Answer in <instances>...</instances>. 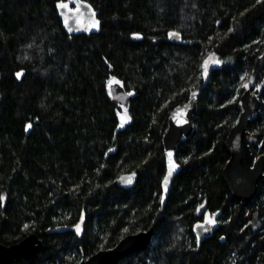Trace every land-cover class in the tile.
<instances>
[{
	"label": "trees",
	"instance_id": "trees-1",
	"mask_svg": "<svg viewBox=\"0 0 264 264\" xmlns=\"http://www.w3.org/2000/svg\"><path fill=\"white\" fill-rule=\"evenodd\" d=\"M58 1L0 0V240L44 242L12 264H78L151 226L148 248L118 264H264V179L244 202L222 177L242 76L261 99L249 130L264 134V0H88L101 20L90 34L67 33ZM110 74L136 90L117 134ZM196 88L194 131L162 204L168 116ZM129 171L134 185H118ZM204 201L217 228L198 242Z\"/></svg>",
	"mask_w": 264,
	"mask_h": 264
},
{
	"label": "water",
	"instance_id": "water-1",
	"mask_svg": "<svg viewBox=\"0 0 264 264\" xmlns=\"http://www.w3.org/2000/svg\"><path fill=\"white\" fill-rule=\"evenodd\" d=\"M61 4L67 7H60ZM58 14L67 33L90 34L101 29V20L98 10L88 0H60L57 2ZM98 26L96 25V22ZM175 33L176 35H172ZM168 38L174 43H186L182 33L177 29L168 30ZM132 39H141L139 32L132 33ZM109 99L115 107L118 123L115 134L126 129L133 121L131 103L136 95L135 89H127L124 79L115 74H110L105 83ZM195 93V96H193ZM201 89H193L185 103L175 106L169 116L166 131L163 135L164 157L166 172L161 181V202L165 203L174 177L180 170V163L176 159V150L179 142L187 138L194 131L193 117L198 107ZM238 106L240 114L236 123L230 129L225 146L229 153L222 177L230 193L244 201L249 202L254 198L258 190V183L264 179V134L249 130L251 121L256 117L261 107V99L258 92L251 87H246L239 97ZM121 117H124L121 126ZM260 142L262 152L254 156L252 145ZM171 153V157H169ZM172 168L171 176H168ZM168 177L165 186L164 179ZM137 172L129 171L121 173L116 182L118 185L128 188L136 182ZM206 209V201L202 203L201 211ZM209 221H212L211 223ZM217 228V220L211 215H205L193 225V232L198 242L211 236ZM154 227L130 233L122 237L114 246L100 249L89 257H83L78 264H118L130 254L145 250L153 238ZM44 247L43 240L36 233H29L21 240L9 245L0 240V264H12L18 259H31Z\"/></svg>",
	"mask_w": 264,
	"mask_h": 264
},
{
	"label": "rangeland",
	"instance_id": "rangeland-1",
	"mask_svg": "<svg viewBox=\"0 0 264 264\" xmlns=\"http://www.w3.org/2000/svg\"><path fill=\"white\" fill-rule=\"evenodd\" d=\"M205 61H207V69L209 67L210 64H214L216 63V60L212 58V54H208L207 57L205 58L204 62H203V70L205 71ZM207 71V70H206ZM244 73H242L243 75ZM242 85L243 86H249L250 83L247 80H244V76H242ZM259 84H255V86L253 87L254 89H258ZM253 145H256L258 149H260V142L259 143H254ZM261 150V149H260ZM262 152V150H261ZM256 157V156H255Z\"/></svg>",
	"mask_w": 264,
	"mask_h": 264
},
{
	"label": "snow or ice",
	"instance_id": "snow-or-ice-1",
	"mask_svg": "<svg viewBox=\"0 0 264 264\" xmlns=\"http://www.w3.org/2000/svg\"><path fill=\"white\" fill-rule=\"evenodd\" d=\"M60 7H67V5H65V4H61L60 5ZM98 21L96 22V25H94V26H98ZM172 35H176L175 33H173ZM204 67H205V71L207 70V61H205V65H204ZM21 74L20 73H17V76L19 77ZM193 96H195V93H193ZM121 121H122V123H121V126H123V122H124V117H121ZM29 127H31V125H29ZM169 157H171V153H169ZM171 172H172V168L170 167V169H169V173H168V176H171ZM167 183H168V177H165V179H164V184H165V186L167 185ZM210 223L212 222V221H209Z\"/></svg>",
	"mask_w": 264,
	"mask_h": 264
},
{
	"label": "flooded vegetation",
	"instance_id": "flooded-vegetation-1",
	"mask_svg": "<svg viewBox=\"0 0 264 264\" xmlns=\"http://www.w3.org/2000/svg\"><path fill=\"white\" fill-rule=\"evenodd\" d=\"M207 209V208H206ZM206 209L204 210V211H201V213H203V216H205V215H211L212 216V214H210V213H208L207 211H206ZM203 218V217H202Z\"/></svg>",
	"mask_w": 264,
	"mask_h": 264
}]
</instances>
